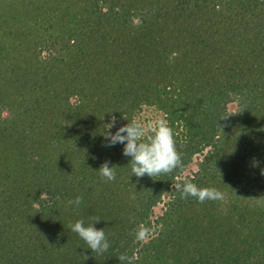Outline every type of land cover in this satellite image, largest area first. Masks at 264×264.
<instances>
[{"label":"trees","instance_id":"trees-1","mask_svg":"<svg viewBox=\"0 0 264 264\" xmlns=\"http://www.w3.org/2000/svg\"><path fill=\"white\" fill-rule=\"evenodd\" d=\"M149 113L182 154L154 178L105 138ZM262 169L264 0H0V264H264Z\"/></svg>","mask_w":264,"mask_h":264},{"label":"clouds","instance_id":"clouds-1","mask_svg":"<svg viewBox=\"0 0 264 264\" xmlns=\"http://www.w3.org/2000/svg\"><path fill=\"white\" fill-rule=\"evenodd\" d=\"M228 115L222 117V119L227 118ZM114 124L115 117H113L112 124H109V129ZM105 138L108 141L106 146L109 147L117 143L124 144L123 155L131 157L132 173L137 177L148 175L154 178L170 174L177 168L182 167V154L177 149L174 132L164 120L145 125L143 122L133 119L121 126L114 134L108 131ZM254 163L258 164L255 161ZM99 172L106 181H114L116 178L115 166L110 167L108 162H105L99 168ZM261 172L264 174V169ZM176 188L180 191L181 198L191 196L200 203L225 199V194L222 191L214 187H199L191 181H186L182 186L177 185ZM82 200L81 196H77L75 200H69L68 205L74 204L79 207ZM99 220V218H95L88 225H85L83 220H77L71 225V230L78 234L93 253L103 254L110 248V243L104 228L97 229L94 226ZM147 235V231L140 228L135 233V238L137 241H144ZM118 258L120 264H135L138 259L135 254L131 256L121 254Z\"/></svg>","mask_w":264,"mask_h":264},{"label":"rangeland","instance_id":"rangeland-1","mask_svg":"<svg viewBox=\"0 0 264 264\" xmlns=\"http://www.w3.org/2000/svg\"><path fill=\"white\" fill-rule=\"evenodd\" d=\"M145 115H148L149 117H151L150 119H149V121H148V123L147 124H154L155 122H156V120H158L159 119V116H154V115H152V114H145ZM152 115V116H151ZM146 124V125H147ZM193 168H195V166L193 165L192 166Z\"/></svg>","mask_w":264,"mask_h":264}]
</instances>
